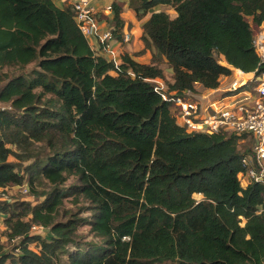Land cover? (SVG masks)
<instances>
[{
  "label": "trees",
  "instance_id": "16d2710c",
  "mask_svg": "<svg viewBox=\"0 0 264 264\" xmlns=\"http://www.w3.org/2000/svg\"><path fill=\"white\" fill-rule=\"evenodd\" d=\"M130 6L139 18L150 13L142 40L151 64L97 55L72 5L0 0V68L37 61L0 88V187L26 184L33 198L14 201L10 192L0 201L9 239H20L7 249L0 238V264H263L264 183L243 188L238 179L252 140L188 131L153 79L165 77V60L174 78L167 86L177 91L216 88L230 66L264 70L253 43L264 0ZM113 12L121 39L122 4ZM12 155L30 162L21 168ZM70 176L76 182L62 187ZM67 196L88 203L82 210L99 241L82 248L87 219L64 207Z\"/></svg>",
  "mask_w": 264,
  "mask_h": 264
},
{
  "label": "built area",
  "instance_id": "2783aa9c",
  "mask_svg": "<svg viewBox=\"0 0 264 264\" xmlns=\"http://www.w3.org/2000/svg\"><path fill=\"white\" fill-rule=\"evenodd\" d=\"M118 1L111 0L104 10L98 9L93 0L72 3L74 18L87 39H96L102 46L110 47L115 38L113 27L102 28L101 23L103 15H113V4ZM131 36V32H123L121 40L129 42ZM253 43L260 63L264 62V22L254 35ZM230 68L233 80L223 87L177 91L157 78L153 81L162 98L175 104L176 121L188 131L235 134L252 140L250 152L242 158L243 170L238 173L241 186L246 188L253 182L264 183V70L244 72ZM245 139L240 141L245 142ZM23 187L28 193V186L24 184ZM9 193V186L0 187V201H8ZM32 230L35 233L47 231L37 224H33Z\"/></svg>",
  "mask_w": 264,
  "mask_h": 264
},
{
  "label": "crops",
  "instance_id": "0c3cea01",
  "mask_svg": "<svg viewBox=\"0 0 264 264\" xmlns=\"http://www.w3.org/2000/svg\"><path fill=\"white\" fill-rule=\"evenodd\" d=\"M55 4L61 8L65 7L66 5H72L76 0H53ZM111 0H93L94 5L100 9L104 10V8L110 4ZM118 3L122 4L123 12L122 17L124 19L125 25L123 28L124 32H131V40L129 42H124L121 39L114 38L111 43L110 47L107 48L102 46L96 39H88L92 49L95 51L97 55H101L108 60H115L116 62H121V55L122 53H128L134 60L145 63L151 64L153 63V52L151 49H145V44L142 40L143 34V23L144 21L150 16L148 13L145 17L139 18L137 16L136 11L130 6V0H120ZM157 6L156 9H164L165 7ZM172 16H175L172 15ZM113 15L111 13H107L103 15L101 26L102 28L109 27V22L112 20ZM145 49V50H144ZM161 67L164 69V78H157L160 82L166 85L173 83V71L169 67L167 61L165 60L163 63L160 64ZM232 67V66H231ZM233 69H236L232 67ZM238 70V69H237ZM233 80V76H223L221 78L220 86H227ZM205 88L202 84L196 83L195 90H202ZM209 89V88H206ZM264 264V263H263Z\"/></svg>",
  "mask_w": 264,
  "mask_h": 264
},
{
  "label": "rangeland",
  "instance_id": "374dc122",
  "mask_svg": "<svg viewBox=\"0 0 264 264\" xmlns=\"http://www.w3.org/2000/svg\"><path fill=\"white\" fill-rule=\"evenodd\" d=\"M132 0H130L131 3ZM163 7V6H161ZM169 10V13L171 15L175 14L174 9L170 8V7H166ZM222 64H226L225 61L223 60L222 56L218 57ZM37 68V61H33L30 64H27L25 66H4L2 68H0V88L6 83V81L17 75V74H24V75H29L31 74V72ZM40 88L37 89V91H39ZM47 97V95H46ZM5 106L4 103L0 102V109ZM245 142L247 144H249V139L246 138ZM242 144H245L244 142H242ZM41 145V143L39 144ZM10 161L14 162V163H18V166L21 168L24 167L25 165H28L30 161H25V162H20L15 156H10L9 157ZM76 182V178L73 176H70L68 178V180L63 184L62 187L64 188H68L71 184ZM23 185L22 187H16L10 190L12 197L14 198V201H32V197L29 196L28 193H26L25 191H23ZM202 194H195V198L197 200L202 199ZM88 205L87 202L80 200L78 203L74 202V196H67V198H65V203H64V207L67 209H72L73 211H79L80 210V216L81 217H86L87 220H85V222H83L78 229V233L79 236L81 238L82 243V248L86 247L87 243L90 242H97L99 241V238L95 237L93 235V233L90 231V225L88 223V219L90 217V211L87 209H83V207H86ZM4 216L0 215V238L2 239L3 243L5 244L7 249H13L17 244L20 243V239H9V235H8V230H7V226L4 222ZM39 234V233H38ZM43 236L46 235V231L41 233ZM75 246H73L74 248ZM153 264H174V262L172 261H155Z\"/></svg>",
  "mask_w": 264,
  "mask_h": 264
},
{
  "label": "water",
  "instance_id": "95a60500",
  "mask_svg": "<svg viewBox=\"0 0 264 264\" xmlns=\"http://www.w3.org/2000/svg\"><path fill=\"white\" fill-rule=\"evenodd\" d=\"M251 74V73H250ZM251 76V75H250Z\"/></svg>",
  "mask_w": 264,
  "mask_h": 264
}]
</instances>
